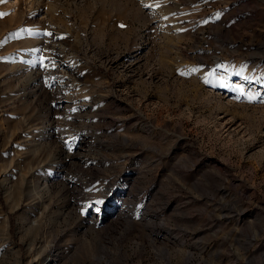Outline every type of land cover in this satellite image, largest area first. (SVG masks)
I'll return each mask as SVG.
<instances>
[{"label":"rangeland","instance_id":"rangeland-1","mask_svg":"<svg viewBox=\"0 0 264 264\" xmlns=\"http://www.w3.org/2000/svg\"><path fill=\"white\" fill-rule=\"evenodd\" d=\"M0 13V264H264V0Z\"/></svg>","mask_w":264,"mask_h":264},{"label":"snow or ice","instance_id":"snow-or-ice-1","mask_svg":"<svg viewBox=\"0 0 264 264\" xmlns=\"http://www.w3.org/2000/svg\"><path fill=\"white\" fill-rule=\"evenodd\" d=\"M4 15V13H0V16ZM49 35H51V33H48Z\"/></svg>","mask_w":264,"mask_h":264}]
</instances>
